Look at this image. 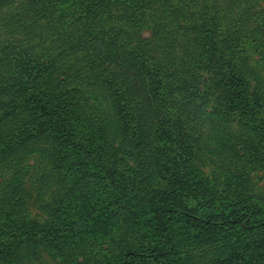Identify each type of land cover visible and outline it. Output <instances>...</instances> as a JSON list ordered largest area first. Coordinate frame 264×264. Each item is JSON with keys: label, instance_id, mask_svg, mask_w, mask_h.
<instances>
[{"label": "rangeland", "instance_id": "rangeland-1", "mask_svg": "<svg viewBox=\"0 0 264 264\" xmlns=\"http://www.w3.org/2000/svg\"><path fill=\"white\" fill-rule=\"evenodd\" d=\"M54 1V24L80 32L84 0ZM110 5L114 30L119 38L125 33L129 50L152 37L151 79L139 68L107 60L122 42L96 40L98 35L89 37L92 42L83 39L55 69L46 68L40 85L22 74L26 60L14 58L8 65L26 104L20 94L0 93V264H121L124 253L150 249L152 231L137 217L128 224L126 213L114 209L111 179L96 185L89 176L99 166L105 174L113 168L117 181L128 179L135 167V132L160 127L149 114L160 109H168L165 115L180 130L163 128L153 146L184 143L186 164L198 183L192 198L203 206L209 202L218 215L233 203L264 211V0L150 1L141 6V32L119 21L120 1ZM32 10L28 4H2L0 44L26 45L32 53L28 62L48 64L60 43L46 26L27 44L24 34L35 26ZM193 25L215 32L217 62H210L207 43L196 42ZM229 65L242 75L244 106L228 88V73L234 72ZM29 108L32 113L23 111ZM134 108L139 113L132 125ZM125 182L138 198H152L158 190V182L142 189ZM105 207L113 208L110 214ZM167 221L172 256L134 264H230L233 250L264 236L263 227L258 235H252L254 227H235L207 238L192 233L190 239L186 226Z\"/></svg>", "mask_w": 264, "mask_h": 264}, {"label": "trees", "instance_id": "trees-1", "mask_svg": "<svg viewBox=\"0 0 264 264\" xmlns=\"http://www.w3.org/2000/svg\"><path fill=\"white\" fill-rule=\"evenodd\" d=\"M119 1L122 3L124 9V12H122L120 16H117L119 21H123L122 23L124 24L131 22L133 26L141 32V21L139 18L141 15V6L150 1L154 3V0ZM119 1L117 0V2ZM111 2L112 0H84L86 5L81 7L82 20L79 26L80 32L75 33L74 31H69L68 27L64 29L54 24L52 18L53 10L56 7V2L54 0H0V8L2 4H6L8 8L10 5L12 7L23 6V4H28L33 7L32 20L35 26L32 29L34 31L31 30L24 34L28 45L31 43L34 35L38 34V32L43 29L42 27L46 26H50V31L53 32L52 34L55 37L57 36L60 43V50L52 57L51 62L48 64L28 62V60H31L30 57L32 53L30 49L28 50L26 45L16 46L9 43L0 44V93L5 94L9 91L11 94L17 95L22 92L21 86H15L16 83L13 84L14 78L12 76L14 73L12 70L8 69V65L12 59L17 58L22 61L26 60L24 62L27 68L22 71V74L28 73L32 80H30V82H32L31 84L37 86L35 84L40 85L42 82H45L43 76L46 73V68L48 72L55 69L58 64L63 61L68 51L70 53L76 47H80L83 39L88 38V41L92 42L93 39L89 38L91 35H98L100 38H95L96 40H108L110 44H114L115 40L122 42L121 46L118 45L117 53L113 57L105 58L107 60L114 58L115 61H119L122 65L128 64L134 69L139 68L142 75H146L148 79H151L152 72L156 70L151 58L152 42L150 40L152 37L149 38L150 40L143 42V45H137L138 48L135 46L133 51L129 50L126 46L127 41L125 33H122L119 38L120 33L118 30H114L117 28L116 23L111 20L112 17L109 12ZM190 15L194 17L195 14L192 12ZM40 21H45V23L40 24ZM167 24L171 25V21H168ZM108 25L110 28H107ZM91 26L96 27V34H93ZM189 28L194 31L193 37H199L196 40L198 45H206L207 43L206 46L209 49L206 48L205 52H208V57L212 59L210 62H217L220 52H216L212 49L214 43L218 45L215 32H206L205 34V28L202 25H193ZM22 29H24L23 25ZM166 35H169L168 32H166ZM96 40L94 43H97ZM123 44H125V46ZM101 48L104 50L102 46ZM223 48L222 46L221 50ZM229 66L231 67L228 68H233L235 73H228L230 76L227 78V82L229 83L228 88L234 92L233 96L242 103L244 99V96L243 99L241 98L243 95L241 88L243 81L242 75L238 74L233 65ZM174 73L175 71H173V75ZM9 78H11L12 81L10 84H7ZM168 78L170 83V79L173 78L171 76ZM127 79L128 77H126V80ZM174 80H177L176 76ZM149 84L148 81L146 88L149 87ZM125 91L128 92V90ZM239 92L242 94L239 95ZM21 97H23L22 94L17 96V98L20 99L19 101L25 105L26 100ZM150 99L151 98L148 96V100ZM21 103L19 107L23 106ZM242 105L244 106L243 103ZM183 109L184 106L178 104V112ZM23 111L29 114L32 113L31 108L27 110L24 109ZM161 111L160 109V112ZM165 111L164 113H160L159 111H154L153 113L149 112L151 118L160 122L161 128L158 126L151 127L147 131L141 128L135 132L136 140L133 144L136 150L135 167L133 174L130 175L128 179L117 181L113 168L109 174L108 171L105 174V169L99 166H97L98 173H93L89 176L90 181L96 182V185L99 183L104 184L105 177H107L108 180L110 178L117 194L116 200L112 201V205L115 204L114 206H116L114 209L126 213L125 217L128 224L137 217L143 226L145 225L152 231V238L149 242V247L151 248L140 253H124L121 264H134L135 260L140 262L145 261V259L158 261L171 257L173 254V244L167 219H174V222L177 224L186 226L190 239L192 233L199 237L207 238L214 234L227 232L228 230L223 231L224 228L234 229L235 227L243 231H253L250 230V228L254 227L252 235H258L257 232L259 228H264V211L253 212V209L245 204L237 205L233 203V207L227 210L225 214L218 215L219 212H216L212 205H209V202L203 206L199 198L196 200L191 197L193 194H196L194 189L198 186V183L186 164L187 160L185 156L187 155V151L184 148V143L179 141L178 143L163 144L160 150L156 145L153 146V139L160 137L163 128L169 127L171 129L180 130L178 122H174V124L170 123V119H168V109ZM138 113L139 111L134 108V117L130 120V124L133 125L134 120H138ZM65 133L67 135V131ZM70 139L69 137V140ZM138 160L141 161L142 166L137 165ZM111 176H113V178ZM126 180H130L131 184L141 189L147 182H158V190L151 196L152 198H138L132 186L125 182ZM122 197L128 198L131 203H124L128 200H122ZM204 199L207 201L206 198ZM109 209V207H105V211L108 214H110L113 208ZM151 243L154 245L152 246ZM228 258L230 264H249L253 260L264 262V236L258 235L254 237V239L247 241L241 247L233 250Z\"/></svg>", "mask_w": 264, "mask_h": 264}]
</instances>
